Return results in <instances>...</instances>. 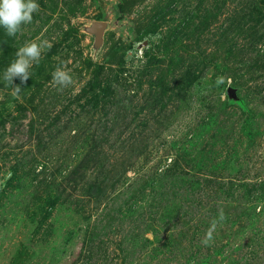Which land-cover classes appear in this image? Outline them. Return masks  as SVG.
<instances>
[{
	"label": "rangeland",
	"instance_id": "1",
	"mask_svg": "<svg viewBox=\"0 0 264 264\" xmlns=\"http://www.w3.org/2000/svg\"><path fill=\"white\" fill-rule=\"evenodd\" d=\"M37 2L0 28V264H264V0Z\"/></svg>",
	"mask_w": 264,
	"mask_h": 264
},
{
	"label": "clouds",
	"instance_id": "2",
	"mask_svg": "<svg viewBox=\"0 0 264 264\" xmlns=\"http://www.w3.org/2000/svg\"><path fill=\"white\" fill-rule=\"evenodd\" d=\"M40 11V5L37 0H0V28L5 30L9 37H16L21 33L24 25L33 22L34 14ZM51 43L46 39L26 41L15 53V59L9 64L3 73V81L6 86H10L11 95L20 99L22 88L15 85L14 80L19 79L21 85L25 84L33 73V66H38L42 54L50 50ZM222 82V78L217 79V83ZM74 83L73 75L63 62L52 72L51 84L57 91L63 92L64 89L72 86ZM226 216L221 209L218 217L211 221L210 228L201 239V244L211 246L214 242L213 233L218 224L222 223Z\"/></svg>",
	"mask_w": 264,
	"mask_h": 264
},
{
	"label": "water",
	"instance_id": "3",
	"mask_svg": "<svg viewBox=\"0 0 264 264\" xmlns=\"http://www.w3.org/2000/svg\"><path fill=\"white\" fill-rule=\"evenodd\" d=\"M106 23L105 22H95L92 24L91 26V32L96 33V35L98 36V39L101 40L102 35L104 33V29H105Z\"/></svg>",
	"mask_w": 264,
	"mask_h": 264
}]
</instances>
